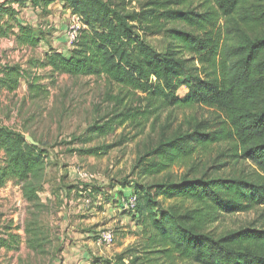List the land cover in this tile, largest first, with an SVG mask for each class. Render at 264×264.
Masks as SVG:
<instances>
[{"label":"trees","instance_id":"16d2710c","mask_svg":"<svg viewBox=\"0 0 264 264\" xmlns=\"http://www.w3.org/2000/svg\"><path fill=\"white\" fill-rule=\"evenodd\" d=\"M28 1L42 12L61 1L83 24L67 53L51 50L46 55L51 68L73 77L104 76L118 87L116 94H108L116 105L113 119L95 125L96 131H112L144 117L157 101L169 107L207 110L204 120L191 116L188 131L172 137L161 133L138 159L144 167L141 174L151 176L173 166L194 169L195 158L212 151L213 159L219 161L217 168H229L221 177L185 174L178 182L140 186L132 193L136 205L128 212L148 217L166 243L158 252L194 264H264V0H146L140 11L126 10L124 3L112 0ZM12 3L0 4V18L7 17L0 24V38L12 34L21 45H38L44 32L17 22L18 10ZM133 21L145 23L151 33L174 26L166 31L176 43L175 50L157 52L136 34ZM184 54L196 55L199 67ZM0 73V88L18 87L19 66H4ZM182 86L188 92L179 97L176 91ZM104 147L89 148L86 153L95 154ZM0 148L5 153L0 180L3 175L15 178L22 184L24 198L38 201L44 150L4 126H0ZM160 195L173 203L163 209L157 200ZM186 202L191 206L184 207ZM251 211H257L259 227L218 236L206 231L219 212ZM19 240L12 232L0 236V248L17 250ZM122 260L119 255L115 264H123Z\"/></svg>","mask_w":264,"mask_h":264},{"label":"rangeland","instance_id":"374dc122","mask_svg":"<svg viewBox=\"0 0 264 264\" xmlns=\"http://www.w3.org/2000/svg\"><path fill=\"white\" fill-rule=\"evenodd\" d=\"M3 1L6 0H0V4ZM8 1L18 10L17 22L38 28L45 38L34 47L19 44L12 34L0 38V70L17 65L22 72L15 90L0 88V126L19 131L26 139L29 136L33 141L27 139L30 143L44 150L45 167L40 199L36 202L24 198L22 184L15 178L3 175L0 180V236L12 232L20 238L17 250L0 253V264H66V242L73 247L79 242L80 248L73 250L75 256L85 252L89 264H115L119 255L123 256V264H194L159 253L166 243L156 235L148 217L133 216L123 204L140 186L178 182L185 174L190 178L228 174L229 168H217L219 161L213 159L214 147L210 156L202 154L195 158L194 169L173 166L158 175L141 174L144 167L138 159L157 143L161 133L172 137L188 131L191 116L204 120L207 110L169 107L157 101L144 117L116 126L112 131H96L95 125L113 119L116 105L108 94H116L118 87L104 76L63 74L51 68L46 59L51 50L68 52V31L74 23L71 13L61 1L50 4L44 12L33 8L28 0ZM145 1L112 0L114 4L124 3L126 10L135 11L145 9ZM6 18H0V24ZM10 24L15 26L16 22L11 20ZM132 24L136 34L157 52L175 50L176 43L166 31L174 26L151 33L141 21ZM13 30L17 32L16 27ZM183 57L193 58L191 65L199 67L196 55ZM187 92L182 86L176 94L184 97ZM95 147L104 149L86 153ZM4 161L5 153L0 148V170L5 167ZM78 170L93 174L94 180L81 178ZM86 198L90 202L86 203ZM157 200L162 202L163 209L173 203L163 195ZM187 206L191 204L184 203ZM256 219L257 211L219 212L218 220L209 224L206 231L218 236L243 227H259ZM102 231H110L113 239L108 243L97 242ZM39 244L36 248L30 246ZM75 256L69 254V258Z\"/></svg>","mask_w":264,"mask_h":264},{"label":"built area","instance_id":"2783aa9c","mask_svg":"<svg viewBox=\"0 0 264 264\" xmlns=\"http://www.w3.org/2000/svg\"><path fill=\"white\" fill-rule=\"evenodd\" d=\"M72 15V20L74 21L73 24H71L70 26V30L68 31V35H69V42H70V46H72V44L75 42L77 35L79 33V30L83 27V24L80 20V18L75 15V14H71ZM77 174L81 177V178H92L90 181H93L95 176H93V174H88L85 170H78ZM86 198L85 201L90 202V199ZM136 205V196L134 194H132L127 201L124 202L123 207L127 210H132L135 208ZM113 239V235L110 231H102L100 233H98V237H97V242L99 243H103V242H110Z\"/></svg>","mask_w":264,"mask_h":264},{"label":"crops","instance_id":"0c3cea01","mask_svg":"<svg viewBox=\"0 0 264 264\" xmlns=\"http://www.w3.org/2000/svg\"><path fill=\"white\" fill-rule=\"evenodd\" d=\"M69 243L66 242V250H68L67 252V255H65V261H66V264H89V262L87 261L88 260V254H86L85 252L81 253L80 256L77 255L75 256L76 254V251H73V250H77V248H80V243L79 242H75V245L73 247V245H68ZM12 251V250H11ZM11 251H6L4 248H1L0 249V253H7L9 254ZM13 252V251H12ZM69 254H72L73 256H75V258H69Z\"/></svg>","mask_w":264,"mask_h":264},{"label":"water","instance_id":"95a60500","mask_svg":"<svg viewBox=\"0 0 264 264\" xmlns=\"http://www.w3.org/2000/svg\"><path fill=\"white\" fill-rule=\"evenodd\" d=\"M27 139H28L30 142H33L32 139H31L29 136H27Z\"/></svg>","mask_w":264,"mask_h":264}]
</instances>
